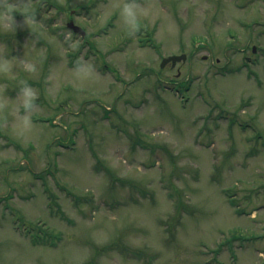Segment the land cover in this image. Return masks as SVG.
Instances as JSON below:
<instances>
[{
	"label": "rangeland",
	"instance_id": "1",
	"mask_svg": "<svg viewBox=\"0 0 264 264\" xmlns=\"http://www.w3.org/2000/svg\"><path fill=\"white\" fill-rule=\"evenodd\" d=\"M136 2L135 35L109 0H34L38 23L0 28L35 65L0 75V264H264V0Z\"/></svg>",
	"mask_w": 264,
	"mask_h": 264
},
{
	"label": "clouds",
	"instance_id": "2",
	"mask_svg": "<svg viewBox=\"0 0 264 264\" xmlns=\"http://www.w3.org/2000/svg\"><path fill=\"white\" fill-rule=\"evenodd\" d=\"M34 0H0V28L5 31H14L17 25L15 16L20 14L24 17V23L28 26L30 24L38 23L36 20V11L33 6ZM98 8H112L119 12L122 23L128 29L129 35H135L140 31L141 5L136 0H109L108 4H100ZM41 27L44 25L41 24ZM66 42L69 47L75 50L79 46V40H71V33L66 37ZM13 61L18 62V66L24 71L32 73L35 72V65L26 59L18 60L16 58L9 59L6 55L0 53V75L5 77L14 72ZM72 72L79 78H85L95 72V67L91 61L85 60L83 56L77 59L75 67ZM19 92L16 98V103L23 108V114L18 117V124L24 129H30L33 126L31 119L32 114L37 110V100L39 99L37 91L32 88L26 80H21ZM6 86H0V116L9 107V98L4 95Z\"/></svg>",
	"mask_w": 264,
	"mask_h": 264
},
{
	"label": "water",
	"instance_id": "3",
	"mask_svg": "<svg viewBox=\"0 0 264 264\" xmlns=\"http://www.w3.org/2000/svg\"><path fill=\"white\" fill-rule=\"evenodd\" d=\"M68 26H69L70 29H72L73 31L85 35V31H84L81 27L75 25L74 22H70V23L68 24ZM254 50H255V49H254ZM185 59H186V55H185V54H183V55H181V56H172V57L166 58V59H164V61H163V63H162V67H164V65H165L166 63L170 62V61H172V62H173L172 65H174V64H176L178 61L185 60Z\"/></svg>",
	"mask_w": 264,
	"mask_h": 264
},
{
	"label": "bare ground",
	"instance_id": "4",
	"mask_svg": "<svg viewBox=\"0 0 264 264\" xmlns=\"http://www.w3.org/2000/svg\"><path fill=\"white\" fill-rule=\"evenodd\" d=\"M183 55V54H182Z\"/></svg>",
	"mask_w": 264,
	"mask_h": 264
}]
</instances>
